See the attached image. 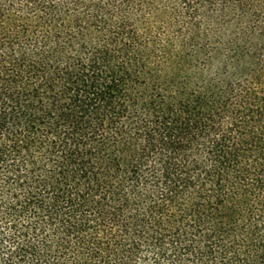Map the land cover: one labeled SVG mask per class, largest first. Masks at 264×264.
Instances as JSON below:
<instances>
[{
	"label": "trees",
	"instance_id": "trees-1",
	"mask_svg": "<svg viewBox=\"0 0 264 264\" xmlns=\"http://www.w3.org/2000/svg\"><path fill=\"white\" fill-rule=\"evenodd\" d=\"M0 264H264V0H0Z\"/></svg>",
	"mask_w": 264,
	"mask_h": 264
}]
</instances>
